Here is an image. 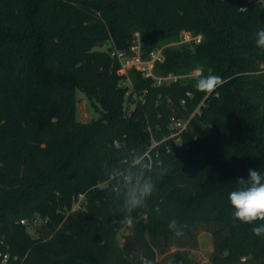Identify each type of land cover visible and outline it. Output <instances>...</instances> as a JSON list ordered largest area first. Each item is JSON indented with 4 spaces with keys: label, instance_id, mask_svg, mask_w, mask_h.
Listing matches in <instances>:
<instances>
[{
    "label": "trees",
    "instance_id": "obj_1",
    "mask_svg": "<svg viewBox=\"0 0 264 264\" xmlns=\"http://www.w3.org/2000/svg\"><path fill=\"white\" fill-rule=\"evenodd\" d=\"M261 28L264 0H0V264H264V221L240 222L228 199L264 173ZM182 29L202 39L155 65L178 82L127 74L110 53L139 31L146 55ZM197 68L223 85L198 91ZM77 87L99 118L76 120ZM173 118L190 119L180 136ZM141 162L154 191L128 224L123 178ZM204 231L206 263L192 254Z\"/></svg>",
    "mask_w": 264,
    "mask_h": 264
},
{
    "label": "clouds",
    "instance_id": "obj_2",
    "mask_svg": "<svg viewBox=\"0 0 264 264\" xmlns=\"http://www.w3.org/2000/svg\"><path fill=\"white\" fill-rule=\"evenodd\" d=\"M256 47L264 49V28L256 33ZM195 88L206 94H212L218 87L222 86L224 80L213 74L208 69L204 74L203 68H197ZM145 166L141 162L139 171L126 173L123 178V204L121 211L125 213L124 221L132 223L131 212L145 204L146 198L154 191V184L150 177L144 175ZM239 187L229 193L228 199L234 209L233 216L245 224H253L256 221H264V173L258 170L249 169L247 179L238 178ZM113 191L119 195L121 186H113ZM169 229L176 231L177 235L182 233L178 230L176 220L169 223ZM257 235H264V224L252 228Z\"/></svg>",
    "mask_w": 264,
    "mask_h": 264
},
{
    "label": "built area",
    "instance_id": "obj_3",
    "mask_svg": "<svg viewBox=\"0 0 264 264\" xmlns=\"http://www.w3.org/2000/svg\"><path fill=\"white\" fill-rule=\"evenodd\" d=\"M202 39V34H194L191 31H183L180 36V42L185 44H190L193 42H199ZM165 45L156 47L148 54L145 55L143 50V45L141 41V34L137 31L134 35V38L128 49H120L116 46L110 48V53L113 57H116L121 63L124 71L129 74V71L132 69H136L142 72L145 77H151L154 79V82L158 85H162L164 83L178 82L181 78L186 75H177L174 73H169L166 75L158 74L155 65L158 62H163L165 60ZM196 70V69H195ZM191 76H196V72L192 73ZM131 82L130 78L124 83ZM191 96V94H189ZM185 102V101H183ZM204 104L202 102L200 106ZM199 108L196 110V112ZM195 114V112H194ZM190 119H181V118H173L172 123V136H180L182 131L186 129ZM159 144V141H153L151 147L144 153V157L152 160L151 157V149ZM84 198L83 194H80L79 199L74 203V209H78L81 207L82 200ZM22 222H26L25 219ZM7 259V255L4 257V261Z\"/></svg>",
    "mask_w": 264,
    "mask_h": 264
},
{
    "label": "rangeland",
    "instance_id": "obj_4",
    "mask_svg": "<svg viewBox=\"0 0 264 264\" xmlns=\"http://www.w3.org/2000/svg\"><path fill=\"white\" fill-rule=\"evenodd\" d=\"M190 31L188 29H182L181 33L183 31ZM180 33V36H181ZM141 34V33H140ZM135 35V34H134ZM180 36L176 40H169V41H164V43L161 44V46L165 45L166 48H175L179 47L181 44L180 42ZM141 41L143 45V40L141 36ZM107 46L104 45L101 48L105 49ZM195 72V69L190 71L188 74L191 76L192 73ZM127 84H131V82H127ZM98 104V106H97ZM102 115L99 103L97 100L91 98L85 91L84 89L77 87L76 88V120L78 121H92L94 119L99 118ZM37 224H41L40 221L37 222ZM29 230L31 233L36 236L37 235V230L33 227H29ZM131 233V228L128 226L124 227L122 231L119 234V241L122 243L124 240L125 234ZM213 245H212V237L211 233L208 231H204L200 235V248L198 250L192 251V254L200 260L202 263L209 262V257L212 252Z\"/></svg>",
    "mask_w": 264,
    "mask_h": 264
}]
</instances>
